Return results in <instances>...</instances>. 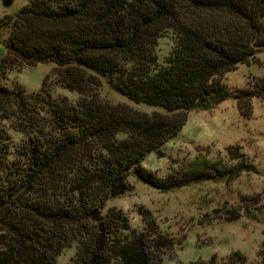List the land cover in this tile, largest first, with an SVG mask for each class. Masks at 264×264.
<instances>
[{
  "label": "trees",
  "instance_id": "16d2710c",
  "mask_svg": "<svg viewBox=\"0 0 264 264\" xmlns=\"http://www.w3.org/2000/svg\"><path fill=\"white\" fill-rule=\"evenodd\" d=\"M5 27L0 77L51 63L61 84L83 98L72 105L44 88L27 94L0 85V264H57L75 243L72 264H162L173 245L147 210L139 234L121 211H102L131 189L133 170L163 193L249 171L199 157L159 177L142 163L153 153L162 157L185 112L210 111L231 98L223 77L264 50V0H30L0 22ZM169 32L175 47L160 64L155 48ZM103 79L131 101L177 114L103 105ZM255 97H264V80L234 99L242 106ZM14 113L13 128L28 135L17 147L5 127ZM261 257L264 264V243ZM222 264L248 262L235 253Z\"/></svg>",
  "mask_w": 264,
  "mask_h": 264
},
{
  "label": "rangeland",
  "instance_id": "374dc122",
  "mask_svg": "<svg viewBox=\"0 0 264 264\" xmlns=\"http://www.w3.org/2000/svg\"><path fill=\"white\" fill-rule=\"evenodd\" d=\"M29 2L15 0L7 9L0 0V22L6 17H14ZM9 34L8 28L0 29V49L5 50V55L7 50L3 43ZM174 47L172 32L158 40L155 49L160 64L170 56ZM58 69L51 63L13 69L0 77V85L9 90L22 89L27 94H36L44 88V94L76 105L83 97L61 84ZM262 80L264 50L223 77L230 99L210 111L185 112V125L161 148L162 157L153 153L142 163L159 177H167L199 157L226 166L246 164L249 171L242 172L233 181H208L163 193L144 184L133 170L128 178L131 189L107 202L103 209L104 216L112 209L121 211L132 232L138 234L146 231L142 210H147L156 223L157 233L168 238L173 245L171 250L165 251L162 264H194L209 262L213 258L222 264L235 253L244 256L248 264H263L264 97L252 98L242 106L234 99L241 92L252 90ZM97 96L103 105H128L148 115L158 113L174 117L177 114L131 101L105 79L97 89ZM39 115L38 118L43 120L41 124L48 130V115L41 111ZM17 118L19 115L14 113L5 122L13 147L20 146L28 136L13 128V123L18 126ZM122 138L125 136L120 135L119 139ZM230 151L235 152L238 159ZM78 249L75 243L63 250L57 264H72Z\"/></svg>",
  "mask_w": 264,
  "mask_h": 264
},
{
  "label": "water",
  "instance_id": "95a60500",
  "mask_svg": "<svg viewBox=\"0 0 264 264\" xmlns=\"http://www.w3.org/2000/svg\"><path fill=\"white\" fill-rule=\"evenodd\" d=\"M15 0H2L5 8L9 9L13 6Z\"/></svg>",
  "mask_w": 264,
  "mask_h": 264
},
{
  "label": "crops",
  "instance_id": "0c3cea01",
  "mask_svg": "<svg viewBox=\"0 0 264 264\" xmlns=\"http://www.w3.org/2000/svg\"><path fill=\"white\" fill-rule=\"evenodd\" d=\"M4 56H5V50L0 49V63H1L2 59L4 58Z\"/></svg>",
  "mask_w": 264,
  "mask_h": 264
}]
</instances>
